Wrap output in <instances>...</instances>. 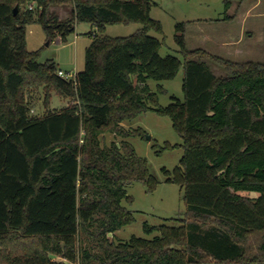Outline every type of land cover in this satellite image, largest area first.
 Returning a JSON list of instances; mask_svg holds the SVG:
<instances>
[{
	"label": "trees",
	"instance_id": "obj_1",
	"mask_svg": "<svg viewBox=\"0 0 264 264\" xmlns=\"http://www.w3.org/2000/svg\"><path fill=\"white\" fill-rule=\"evenodd\" d=\"M158 0H0V264H264V62H231L187 47L186 23L175 27L183 60L162 57ZM234 0H224L227 15ZM243 2L244 0H236ZM54 6H71L59 21ZM31 7H33L31 9ZM18 14L15 15V9ZM43 26L49 43L89 23L86 63L75 80L59 76L27 50V28ZM142 29L128 37L104 35L107 26ZM223 66L218 77L208 61ZM184 70V100L159 105L148 82L174 80ZM71 98L60 112L33 117L32 86ZM148 112L169 117L184 156L167 182L184 192L182 226H146L153 240L110 236L135 222L127 188L154 193L159 184L128 130ZM112 133L121 141L103 145ZM167 149H172L170 145ZM85 240L94 242L95 249Z\"/></svg>",
	"mask_w": 264,
	"mask_h": 264
},
{
	"label": "rangeland",
	"instance_id": "obj_2",
	"mask_svg": "<svg viewBox=\"0 0 264 264\" xmlns=\"http://www.w3.org/2000/svg\"><path fill=\"white\" fill-rule=\"evenodd\" d=\"M51 12L58 15L59 21L71 18V6H54ZM226 15L224 0H158L153 7L151 17L160 21L163 34L151 32L150 35L159 39L163 46L160 50L162 57L176 56L183 60L175 42L176 25L186 23L187 47L190 50H202L210 56L224 58L223 51L226 33L225 27L217 23ZM142 29L140 24L107 26L104 35L118 38L128 37ZM92 34L100 31L89 23L77 24L75 33L67 36L66 41L61 37L49 43L48 36L39 23H33L27 28V50L39 52L38 61L45 64L53 61L58 70L76 76L83 71L86 63V50L92 42ZM230 47L231 45L228 44ZM230 55V54H229ZM228 55V56H229ZM230 58H232L230 56ZM231 62L244 63L246 61L226 59ZM208 61V60H207ZM213 72L218 77L227 75L223 66L208 61ZM184 70L182 69L174 80L157 82L150 80L148 85L152 92L158 93V87H163L167 92L159 94V105L168 107L173 98L183 101ZM26 101L29 103L33 117H43L51 112H60L71 104V98L61 96L55 89L46 86H32L27 89ZM128 130H144L146 138L134 137L128 139L139 157L145 159L151 174L158 180L154 193H148L146 187L134 183L127 188L128 195L133 198V203L124 202V206L134 212L135 222L126 226L110 237L116 242H127L133 237L153 240L159 237V232L147 233L145 228L162 225L180 227L182 224L176 220L185 213L184 192L175 184L167 182L163 170L173 172L184 156L181 147L183 140L173 128L169 117L159 116L148 112L131 122H125ZM151 137V141L147 138ZM113 141H121L112 133L106 132L103 136V145L110 146ZM170 145L173 148L167 149ZM86 246L95 249L94 242L85 240ZM53 263L77 264L64 258L53 256Z\"/></svg>",
	"mask_w": 264,
	"mask_h": 264
},
{
	"label": "crops",
	"instance_id": "obj_3",
	"mask_svg": "<svg viewBox=\"0 0 264 264\" xmlns=\"http://www.w3.org/2000/svg\"><path fill=\"white\" fill-rule=\"evenodd\" d=\"M227 15L230 20L217 22L226 29L224 58L264 62V0H234Z\"/></svg>",
	"mask_w": 264,
	"mask_h": 264
},
{
	"label": "built area",
	"instance_id": "obj_4",
	"mask_svg": "<svg viewBox=\"0 0 264 264\" xmlns=\"http://www.w3.org/2000/svg\"><path fill=\"white\" fill-rule=\"evenodd\" d=\"M33 7H31V9H32ZM59 76H61V77H63V78H66V79H68V80H75V77L76 76H74V75H71V74H66L64 71H62V70H59Z\"/></svg>",
	"mask_w": 264,
	"mask_h": 264
},
{
	"label": "water",
	"instance_id": "obj_5",
	"mask_svg": "<svg viewBox=\"0 0 264 264\" xmlns=\"http://www.w3.org/2000/svg\"><path fill=\"white\" fill-rule=\"evenodd\" d=\"M17 14H18V8L15 9V15H17ZM147 139H148L149 141H151V137H148Z\"/></svg>",
	"mask_w": 264,
	"mask_h": 264
}]
</instances>
